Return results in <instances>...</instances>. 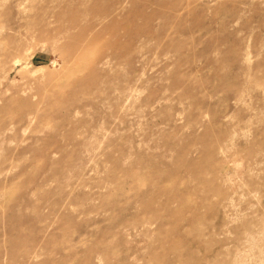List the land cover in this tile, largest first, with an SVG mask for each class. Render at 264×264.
<instances>
[{
  "label": "rangeland",
  "instance_id": "374dc122",
  "mask_svg": "<svg viewBox=\"0 0 264 264\" xmlns=\"http://www.w3.org/2000/svg\"><path fill=\"white\" fill-rule=\"evenodd\" d=\"M0 264H264V0H0Z\"/></svg>",
  "mask_w": 264,
  "mask_h": 264
}]
</instances>
